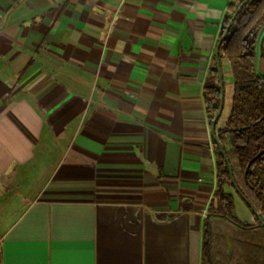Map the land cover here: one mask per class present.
Instances as JSON below:
<instances>
[{"label": "crops", "instance_id": "obj_1", "mask_svg": "<svg viewBox=\"0 0 264 264\" xmlns=\"http://www.w3.org/2000/svg\"><path fill=\"white\" fill-rule=\"evenodd\" d=\"M239 1L0 0V264H207L204 88Z\"/></svg>", "mask_w": 264, "mask_h": 264}, {"label": "trees", "instance_id": "obj_2", "mask_svg": "<svg viewBox=\"0 0 264 264\" xmlns=\"http://www.w3.org/2000/svg\"><path fill=\"white\" fill-rule=\"evenodd\" d=\"M242 1L229 6L230 15L225 18L222 34ZM263 30L264 0H248L220 46V56L230 63L233 82L230 113L223 127L216 131L237 187L261 217L264 214V76L256 69L255 56L256 42ZM212 73L213 83L204 88L211 121L220 104L218 73L216 69ZM216 153L217 188L209 206L211 218L203 223V258L207 264H264V228L255 217L252 224L237 217L234 196L239 195L217 145Z\"/></svg>", "mask_w": 264, "mask_h": 264}, {"label": "water", "instance_id": "obj_3", "mask_svg": "<svg viewBox=\"0 0 264 264\" xmlns=\"http://www.w3.org/2000/svg\"><path fill=\"white\" fill-rule=\"evenodd\" d=\"M248 0H243L240 5L238 6V8L236 9V12L234 13L232 19L230 20L229 22V25L226 27L221 39L219 40L218 44H217V47L215 49V57H216V70L218 72V81H219V90H220V104H219V108H218V111L212 121V126H211V136L214 140V142L216 143L217 147H218V150L219 152L221 153V155L223 156L227 166H228V170H229V174H230V178H231V183H232V186L234 188V190L236 191V193L239 195V197L242 199V201L250 207V210H251V213L253 214V216L258 220V222L260 223V225L264 228V219L260 216L259 213H257V211L251 206L250 202L246 199V197L240 192L239 188L237 187V184L235 183L234 181V178H233V174H232V169H231V165L229 164L228 162V159H227V156L225 154V151L223 149V146L220 142V140L218 139L217 135H216V132H215V128H216V124L219 120V118L221 117V114L223 112V99H224V92H223V84H224V79H223V75H222V66H221V63H220V60H219V57H220V46L224 40V38L226 37L229 29H230V26L232 25L236 15L239 13V11L242 9V7L247 3ZM262 152H260L261 154ZM259 154V155H260ZM249 169V165L247 166L246 168V173Z\"/></svg>", "mask_w": 264, "mask_h": 264}, {"label": "rangeland", "instance_id": "obj_4", "mask_svg": "<svg viewBox=\"0 0 264 264\" xmlns=\"http://www.w3.org/2000/svg\"><path fill=\"white\" fill-rule=\"evenodd\" d=\"M227 86V85H226ZM223 92H224V109H223V113L222 116L220 117L219 122H221L222 120H224L226 118L225 114L227 112L228 107L231 108V99L232 97L230 96V92H231V88L230 91L228 90L227 87H223ZM55 159L52 158H48L47 160H43V165H42V177L44 178V176L47 174V172H45L49 167H51V164L53 163ZM34 186H36V183L33 184V188ZM235 198V205H236V214L237 217L240 218V220L243 221V214H245L243 211L247 210L246 209V205L245 203L238 197V196H234ZM15 207V206H14ZM21 206L16 207V211L18 209H20ZM3 205H0V211H2ZM247 212V211H246ZM11 222V220H7L6 218H0V234L3 232V230L7 227V225ZM244 222V221H243ZM246 223V222H245Z\"/></svg>", "mask_w": 264, "mask_h": 264}]
</instances>
